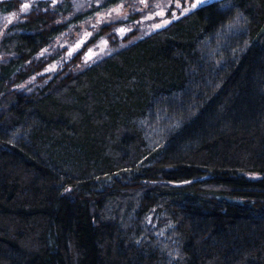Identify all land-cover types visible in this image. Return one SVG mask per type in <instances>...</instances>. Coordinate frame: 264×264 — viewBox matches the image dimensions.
<instances>
[{
	"label": "trees",
	"instance_id": "16d2710c",
	"mask_svg": "<svg viewBox=\"0 0 264 264\" xmlns=\"http://www.w3.org/2000/svg\"><path fill=\"white\" fill-rule=\"evenodd\" d=\"M131 1L36 0L0 40V264H264V0L105 24L45 72L59 36Z\"/></svg>",
	"mask_w": 264,
	"mask_h": 264
},
{
	"label": "rangeland",
	"instance_id": "374dc122",
	"mask_svg": "<svg viewBox=\"0 0 264 264\" xmlns=\"http://www.w3.org/2000/svg\"><path fill=\"white\" fill-rule=\"evenodd\" d=\"M34 1L36 0H23L18 11L0 15V40L6 28L27 13ZM51 1L55 4L62 0ZM73 1L75 12H82L100 5L104 0ZM210 1L212 0H133L119 3L106 10H100L73 26L68 32L59 36L52 46L41 52L42 55H58L57 60L49 64L45 72H54L63 66L83 48L89 38L102 25L117 23L116 33L120 37L132 30H137L139 34L145 35L170 24L173 20ZM135 13H138V19L134 20L132 17ZM114 50L115 48L108 36L101 37L98 42L84 52L79 66L90 65ZM2 58L0 54V60ZM33 81L34 79L30 82Z\"/></svg>",
	"mask_w": 264,
	"mask_h": 264
}]
</instances>
